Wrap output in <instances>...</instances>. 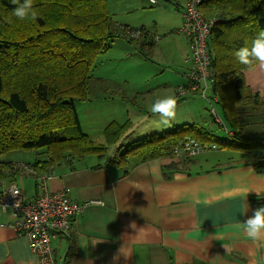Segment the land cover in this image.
<instances>
[{
	"label": "trees",
	"instance_id": "trees-1",
	"mask_svg": "<svg viewBox=\"0 0 264 264\" xmlns=\"http://www.w3.org/2000/svg\"><path fill=\"white\" fill-rule=\"evenodd\" d=\"M15 7L10 0H0V159L12 152H35L32 167L28 163L18 167L32 168L41 176L62 162L107 155L109 146L118 144L132 121H111L103 129L104 139L98 141L83 130L78 104L93 100L99 89L112 97L117 92L93 75L97 59L116 39L124 37L147 55L157 43L155 34L144 27L119 24L107 0H33L37 18L24 21L12 15ZM200 7L213 22L209 36L213 94L230 137H220L198 123L153 132L115 148L110 161L124 171L157 158H171L163 168L168 178L177 170L189 171L200 151L190 155L184 149L186 143L195 141L200 150L249 154L261 148L248 163L264 172V137L245 136L243 123L249 116L263 120L264 96L246 83L245 72L251 69L234 56L264 29V0H202ZM134 30L142 35L133 37ZM3 162L1 169H16L14 163ZM254 200L263 201L264 193ZM73 255L71 245L67 264Z\"/></svg>",
	"mask_w": 264,
	"mask_h": 264
},
{
	"label": "crops",
	"instance_id": "crops-1",
	"mask_svg": "<svg viewBox=\"0 0 264 264\" xmlns=\"http://www.w3.org/2000/svg\"><path fill=\"white\" fill-rule=\"evenodd\" d=\"M176 8H182L184 22V5L177 1ZM245 78L253 91L264 96V68L257 64L245 72ZM102 91L94 99L112 97ZM81 125L89 133L82 120ZM238 153L244 156L238 162L209 169L192 166L189 171H175L170 178L163 168L171 158L142 162L124 171L110 161L112 156L91 154L52 166V173L46 174L51 178L44 179L32 168L18 167L19 163L31 166L36 159L35 152L19 151L0 159L17 169L0 168V198L4 187L16 184L26 200L38 197L45 187L51 192L69 188L73 201L86 204L72 218L69 232L52 236V264H67L71 245L70 264H111L124 244L132 255L126 264H250L253 259L264 264V249H257L235 227L264 206V200H254L255 192L246 196L257 189L264 193V172L248 163L253 153ZM90 156L99 159L89 161ZM132 222L135 229L129 227ZM11 223V211L0 202V264H42L28 239L19 236Z\"/></svg>",
	"mask_w": 264,
	"mask_h": 264
},
{
	"label": "rangeland",
	"instance_id": "rangeland-1",
	"mask_svg": "<svg viewBox=\"0 0 264 264\" xmlns=\"http://www.w3.org/2000/svg\"><path fill=\"white\" fill-rule=\"evenodd\" d=\"M150 1L107 0L109 12L119 24L137 29L144 27L161 39L147 55L141 52L139 46L129 43L124 37L116 39L97 59L93 75L103 79L110 87L117 86L122 89V94L116 92L110 99L95 98L78 104L79 116L85 130L90 137L93 136L91 138L98 141L104 139L103 128L114 121L113 119L120 122L128 119L132 121V127L118 144L109 146L108 157L112 156L120 144H127L153 132L173 129L184 123H198L220 137H230L228 124L219 125L214 121L211 113L213 107L226 122L215 101L210 102L198 94L179 100L176 92L174 93V87L187 83L186 74L193 67L192 62H188L191 56L189 43L186 36L179 31L183 25L182 8H176L177 1L184 5L185 0H157V3ZM166 95H174L178 101L176 119L171 122L170 127H165L159 115L150 112L155 99ZM207 95L214 96L210 90ZM262 118L263 120H258L255 116L244 118L245 136L264 135V116ZM262 151L259 148L252 153ZM16 153H8L3 157L11 158ZM240 155L235 150L203 149L195 156L197 163L192 168L209 169L217 164L238 162L244 157ZM90 157L93 160L89 161L99 159L98 156Z\"/></svg>",
	"mask_w": 264,
	"mask_h": 264
},
{
	"label": "built area",
	"instance_id": "built-area-1",
	"mask_svg": "<svg viewBox=\"0 0 264 264\" xmlns=\"http://www.w3.org/2000/svg\"><path fill=\"white\" fill-rule=\"evenodd\" d=\"M156 1L151 0L153 3ZM201 3L202 0H185L184 2V22L180 30L189 39L191 56L188 62H192L193 67L186 74L187 83L178 86L176 92L180 97L202 95L211 102L217 101V97L213 94L214 79L209 52V36L213 22L205 16L200 7ZM132 34L133 37H138L142 35V31L134 30ZM159 38L158 35H154L155 41ZM209 90L212 91L213 97L207 95ZM211 113L214 121L219 125L224 123L214 107ZM262 143L264 145V139ZM200 149L198 143L189 141L185 144L184 151L190 155H196ZM41 178L49 179L51 175L45 174ZM12 191H17L19 195L13 196ZM16 201H19V207H15ZM0 202L4 209L11 211V226L19 236H25L28 239L31 250L39 255L42 264L53 263L52 236L56 233L69 232L72 228V218L80 214L86 206L85 203L71 199L69 188L51 192L45 187L44 192L38 197L26 200L16 184L3 188Z\"/></svg>",
	"mask_w": 264,
	"mask_h": 264
},
{
	"label": "clouds",
	"instance_id": "clouds-1",
	"mask_svg": "<svg viewBox=\"0 0 264 264\" xmlns=\"http://www.w3.org/2000/svg\"><path fill=\"white\" fill-rule=\"evenodd\" d=\"M10 2L16 6L12 10V15L18 20L24 21L29 18L35 20L37 18V11L33 7V0H10ZM234 56L239 63L249 69H254L257 64H259L261 68H264V29L257 33L256 37L251 41L250 46L246 43L245 46L238 48L234 52ZM177 104L178 101L174 95L157 97L150 107V112L154 115H159L161 123L165 127H170L171 122L176 119ZM252 192H255L258 198H261V190L259 189L246 193V196ZM11 193L13 196L19 195L17 191H12ZM19 206V201H16L15 207ZM246 212L247 206L245 214ZM129 227L135 229V222H132ZM235 227L240 235L247 238L257 249H264V206L255 209L250 217L240 221ZM131 256V252L124 244L113 256L111 264H120L122 259L126 264ZM250 264H257V261L253 259L250 261Z\"/></svg>",
	"mask_w": 264,
	"mask_h": 264
},
{
	"label": "water",
	"instance_id": "water-1",
	"mask_svg": "<svg viewBox=\"0 0 264 264\" xmlns=\"http://www.w3.org/2000/svg\"><path fill=\"white\" fill-rule=\"evenodd\" d=\"M212 75L214 76V72H213V69H212Z\"/></svg>",
	"mask_w": 264,
	"mask_h": 264
}]
</instances>
